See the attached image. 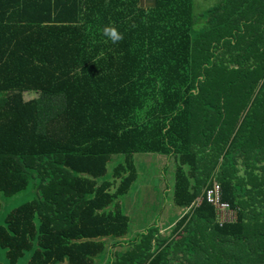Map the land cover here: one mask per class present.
<instances>
[{"label":"trees","instance_id":"obj_1","mask_svg":"<svg viewBox=\"0 0 264 264\" xmlns=\"http://www.w3.org/2000/svg\"><path fill=\"white\" fill-rule=\"evenodd\" d=\"M143 154L175 160L166 236L126 214ZM30 190L0 264H264V0H0V194Z\"/></svg>","mask_w":264,"mask_h":264},{"label":"rangeland","instance_id":"obj_2","mask_svg":"<svg viewBox=\"0 0 264 264\" xmlns=\"http://www.w3.org/2000/svg\"><path fill=\"white\" fill-rule=\"evenodd\" d=\"M117 158V156H114L112 161L108 164V171H111L112 167L116 165L114 160ZM165 164V158L159 155L143 154L136 157V183L134 184L132 192L129 193L131 196H127L126 200L124 199V203L131 202L135 204L134 208H126V214L129 216L130 222L135 229L152 224L154 220H156L157 215L158 225L160 224L161 226L167 215L174 217L181 212L180 209L173 208L172 203L173 195L171 188L174 181V170H172L173 163L170 161L168 169H165V167L163 168ZM237 167L239 168L238 171L242 172L244 164L238 162ZM166 185L168 186L166 198L163 199L162 197H158V192L163 191ZM152 190L154 191L153 194ZM30 191L18 193L11 197H4L0 194L1 218L11 208L28 200L29 196L32 194V191ZM151 195H154L153 198H151ZM126 206L129 207V204H126ZM218 219L221 220L220 217H218ZM163 232L164 229L162 228L160 233ZM118 249H120L119 246L113 248L115 251ZM168 259H170L169 256ZM18 264H24V260L21 259Z\"/></svg>","mask_w":264,"mask_h":264},{"label":"built area","instance_id":"obj_3","mask_svg":"<svg viewBox=\"0 0 264 264\" xmlns=\"http://www.w3.org/2000/svg\"><path fill=\"white\" fill-rule=\"evenodd\" d=\"M220 186L214 182L212 187L206 190L205 197L208 203L212 204L217 210L220 221L230 220L233 217V212L228 204L220 201Z\"/></svg>","mask_w":264,"mask_h":264},{"label":"clouds","instance_id":"obj_4","mask_svg":"<svg viewBox=\"0 0 264 264\" xmlns=\"http://www.w3.org/2000/svg\"><path fill=\"white\" fill-rule=\"evenodd\" d=\"M101 33L108 41L113 44L119 43L123 40V34L118 31L114 25H106L101 29Z\"/></svg>","mask_w":264,"mask_h":264},{"label":"crops","instance_id":"obj_5","mask_svg":"<svg viewBox=\"0 0 264 264\" xmlns=\"http://www.w3.org/2000/svg\"><path fill=\"white\" fill-rule=\"evenodd\" d=\"M159 156L165 158V160H166V164L163 166V168L165 167V169L166 168L168 169L169 163L171 161L173 163L172 164V167H173L172 170H174V168H175V160L173 158L167 159L165 156H162V155H159ZM239 173L241 174L242 172H239ZM180 216H181V213H180V215L178 217H176V218L174 217V220H172L170 223H167V222L165 223L164 222L163 224H161V227L159 229V235L166 236L168 234V232L170 231V229L172 228V225L180 218ZM166 217H165V219H166ZM162 228L164 229V232L163 233H160V230Z\"/></svg>","mask_w":264,"mask_h":264}]
</instances>
